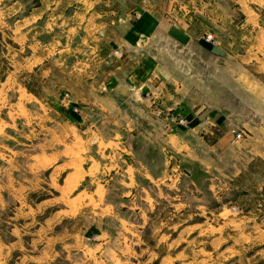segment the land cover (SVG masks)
I'll list each match as a JSON object with an SVG mask.
<instances>
[{"label": "rangeland", "instance_id": "1", "mask_svg": "<svg viewBox=\"0 0 264 264\" xmlns=\"http://www.w3.org/2000/svg\"><path fill=\"white\" fill-rule=\"evenodd\" d=\"M246 3L264 10L260 0ZM144 7L145 0H0V264H264V223H230L241 212L260 216L264 190L248 188L252 177L243 190L234 186L223 153L210 181L207 161L218 157L196 136H207L209 124L194 135L188 119L208 114L204 59L218 44L205 37L220 38L207 27L196 47L165 32L146 46L130 44L124 36ZM197 57L200 65L192 63ZM145 59L152 68L142 90L147 111L134 112L127 101L125 110L98 109L110 78ZM140 103L133 101L142 109ZM233 129L243 138L234 140ZM230 131L236 143L250 134L241 126ZM176 135L200 157L182 154ZM115 136L131 144V161L142 172L163 171L159 187L140 173L133 180L145 191H121L131 179L122 170L128 153L110 146L107 161L123 160L120 168L81 174L78 159L86 165L91 143ZM41 154L50 168L39 166ZM256 227L263 237L254 236ZM223 243H233L231 253L222 252Z\"/></svg>", "mask_w": 264, "mask_h": 264}, {"label": "crops", "instance_id": "2", "mask_svg": "<svg viewBox=\"0 0 264 264\" xmlns=\"http://www.w3.org/2000/svg\"><path fill=\"white\" fill-rule=\"evenodd\" d=\"M234 1H241L242 4L234 9L231 6L232 0H145V7L139 24L131 26L124 37L130 44L132 42L134 45L146 46L151 37L165 32L173 34L172 38L178 43L180 42L179 44L182 46L191 44L192 47H196L200 46L201 41L198 40V37L203 29L208 27V29H213L217 33L220 38L219 44L216 46L209 45L210 53H208L207 60L204 59L209 81L207 91L204 92L209 100V107L205 109L208 114L203 117L201 111L197 118L188 116V119L192 124L191 127L195 129L194 135L202 126L209 124L207 136H196H198V139L207 141L209 148L215 151L214 153L218 157L207 161L209 167L206 172L210 181L214 179L212 178L213 168L218 169L219 160L222 158L219 153H223V162L227 163L226 169L233 177L232 180H236L238 184L233 182L234 186L238 187L239 190H243L245 186L252 184L249 180V177H252L256 183L248 188L253 190L262 189L263 191L264 173L260 171L261 168L257 164L260 162L264 167V10L257 11L247 7L246 5L249 3H246V1L250 0ZM260 1L264 2V0ZM179 14L184 18L178 21ZM192 16L196 20L192 19ZM147 60L145 59V62L139 65L137 69L110 78L111 92L108 96L97 97V108L108 110V106H110L109 111H121L122 109L125 110L124 102L127 101L133 106L134 112H140L143 109L147 111L150 102L142 95L144 84L149 80L147 72L150 71L151 73L152 69L151 67L148 68ZM192 60V63L200 65L202 59L197 57L192 58ZM249 66L255 67L254 73L249 70ZM115 73L113 71V74ZM210 81L213 84H210ZM139 98H141L139 107H142V109L133 104V101H137ZM137 116L134 115L133 118H130L133 124L139 119H137ZM233 126L245 127L250 134L244 140L236 143L230 131ZM177 137L178 142L181 144L179 150L182 154L186 150L188 153L191 152V154L200 157V153L196 151L195 147L190 148L187 145L188 143L181 140L182 138L178 135H176ZM124 142L122 136H115L111 140L97 137L95 143H91V150L93 149L95 153L88 156L85 161L86 165H83L84 161L78 159L83 169L81 174L89 177L107 172L110 169L116 170L120 168L119 166L123 160L128 159L125 161L126 165L122 167V170L126 171L131 179L125 182L121 191L130 193L133 190L131 187H134V189L139 188L141 185L134 182V180L136 175L140 173L147 177L155 187H159L162 182L160 174L163 171L157 176L152 175L147 168L142 172L140 168H143V165L139 163L140 168H138L131 161V159L135 161L134 155H130L131 144L127 143L125 145ZM101 145L103 149H101ZM108 146L117 148L116 151L118 152V149L127 152V157L120 161L116 158L117 164L112 165L113 163L107 161V157H109L106 153ZM124 147L127 148V151ZM80 149L82 150V146ZM99 151L103 152L102 155ZM83 152H80L82 158ZM97 154H100V157ZM120 155L123 157V154ZM40 157L42 159L39 166L44 169L50 168V164L45 165V157L42 154ZM47 159L50 160V155L47 156ZM78 160L75 159V162L77 163ZM214 177L217 178V176ZM98 185L101 186L103 191L109 192V186L97 183L95 188H99ZM213 186L217 187L214 184ZM141 187V190H146L143 186ZM209 188L211 189V184ZM222 212L224 211L219 210L215 214L220 215ZM118 219L122 222L120 218ZM244 222L248 224L255 223V225L263 224L264 212L260 216L257 214L256 217L241 212L239 217L232 218L230 223L242 224ZM257 228L254 236L263 237ZM249 238L250 236L247 237V234H244L243 243H246ZM232 248L233 243L225 244L222 252L231 253Z\"/></svg>", "mask_w": 264, "mask_h": 264}, {"label": "built area", "instance_id": "3", "mask_svg": "<svg viewBox=\"0 0 264 264\" xmlns=\"http://www.w3.org/2000/svg\"><path fill=\"white\" fill-rule=\"evenodd\" d=\"M205 39H206V41H208V42H210L212 44H219V40L216 39L214 37V35H212V34L206 35ZM180 122L181 123H185V121L183 119H181ZM232 132L234 134V140L235 139H242L243 138V133L240 132V131H238L237 129H233Z\"/></svg>", "mask_w": 264, "mask_h": 264}]
</instances>
